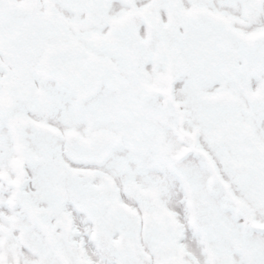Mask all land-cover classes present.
Here are the masks:
<instances>
[{
    "label": "snow or ice",
    "instance_id": "obj_1",
    "mask_svg": "<svg viewBox=\"0 0 264 264\" xmlns=\"http://www.w3.org/2000/svg\"><path fill=\"white\" fill-rule=\"evenodd\" d=\"M0 264H264V0H0Z\"/></svg>",
    "mask_w": 264,
    "mask_h": 264
}]
</instances>
